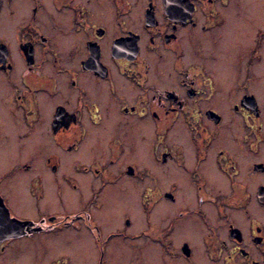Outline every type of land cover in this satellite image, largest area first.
Wrapping results in <instances>:
<instances>
[{
	"label": "flooded vegetation",
	"instance_id": "af4514ba",
	"mask_svg": "<svg viewBox=\"0 0 264 264\" xmlns=\"http://www.w3.org/2000/svg\"><path fill=\"white\" fill-rule=\"evenodd\" d=\"M263 155L264 0H0V216L28 227L0 264L149 237L157 264H264ZM142 167L156 202L131 232L111 188Z\"/></svg>",
	"mask_w": 264,
	"mask_h": 264
},
{
	"label": "rangeland",
	"instance_id": "374dc122",
	"mask_svg": "<svg viewBox=\"0 0 264 264\" xmlns=\"http://www.w3.org/2000/svg\"><path fill=\"white\" fill-rule=\"evenodd\" d=\"M139 124V134L141 135V131L144 133L145 130H142L140 128ZM146 135V134H144ZM150 158V156H149ZM264 159V155L257 156V160ZM151 159V158H150ZM145 165L148 167L152 166V161L148 160L147 158L142 159V161ZM142 169V170H141ZM140 169L139 175L143 176L145 180H140L139 179V184L135 182L133 179H126L123 180L122 183L119 185V188L117 189H112V194L119 193L123 201L122 202V210H125L123 214L128 211L129 213L134 212L133 218L135 222L132 224L130 227L131 232H135L137 230H140L143 224V217L141 216L139 211L141 210V201H142V195L144 194V201H155L156 202V194H153L151 191H154V183H153V173H150L148 168L142 167ZM66 176H69L65 173ZM73 176H77L72 174ZM58 179L61 181V188L65 192L66 196L68 198L75 197V192L72 190V188L67 187L66 181L67 177H61L59 175ZM149 183V185L147 184ZM148 186L151 189V191L148 190ZM151 186V187H150ZM86 189V188H85ZM148 190V191H147ZM224 193H225V189ZM148 193V195H147ZM84 196H81V199L84 200L87 195V192L84 190L83 191ZM153 198V200H152ZM52 204H55V198L51 195H47L46 202L42 205V208H50ZM153 208V206L151 207ZM148 212L151 213V219H153V211L152 209L149 208ZM119 215H122L121 213ZM155 215V214H154ZM155 218V217H154ZM112 225V224H111ZM110 225V226H111ZM144 227V226H143ZM142 227V228H143ZM149 231V229H147ZM146 230V232H147ZM140 232V231H139ZM53 237V236H52ZM50 237V238H52ZM47 237L45 235H36L33 238L30 239H24L22 241H19L16 243L17 246L22 247L24 249L29 248H39V244L43 241L46 240ZM78 240V239H77ZM80 241V240H79ZM76 242L75 250H82V251H92L93 252V258L89 257L88 255L85 256L83 259H78L79 264H95V261H97V254L94 253L93 251V246L92 242L86 240L83 243ZM123 245V244H122ZM126 249H130L129 252L126 251L125 253H120L114 246L113 253H106L104 257V264H157L156 262V257L157 254L161 255V252L158 251V248L153 245V242L151 240V237L148 239H141L138 240L137 242L134 243H128L127 245H123ZM132 249V250H131Z\"/></svg>",
	"mask_w": 264,
	"mask_h": 264
},
{
	"label": "water",
	"instance_id": "95a60500",
	"mask_svg": "<svg viewBox=\"0 0 264 264\" xmlns=\"http://www.w3.org/2000/svg\"><path fill=\"white\" fill-rule=\"evenodd\" d=\"M262 195V198H264V194ZM261 203H264V201H261ZM25 225L18 223L17 221L8 220L7 222L3 219L2 216H0V242L6 237H15L19 234L23 233Z\"/></svg>",
	"mask_w": 264,
	"mask_h": 264
}]
</instances>
